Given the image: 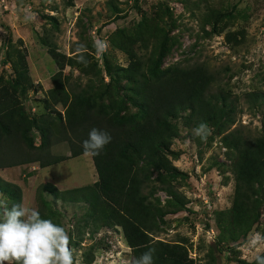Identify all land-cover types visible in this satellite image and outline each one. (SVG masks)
Instances as JSON below:
<instances>
[{"label": "trees", "instance_id": "trees-1", "mask_svg": "<svg viewBox=\"0 0 264 264\" xmlns=\"http://www.w3.org/2000/svg\"><path fill=\"white\" fill-rule=\"evenodd\" d=\"M169 31L161 16L142 14L130 28L118 29L113 40L128 57L127 63L118 65L103 54L102 66L87 51L85 66L75 58L77 52L65 56L52 41L39 36L57 67L50 75L44 106L58 103L62 113L48 109L30 116L25 112L19 95L31 82L23 56L20 73L0 84V167L31 161L45 166L62 160L67 155L50 151L51 144L59 141L66 142L69 156L78 155L84 152L82 143L93 128L111 135V142L99 155H90L95 180L65 188L41 181L34 188L35 209L61 225L45 192L61 201L86 203L92 230L120 227L132 253L129 264L150 247L155 248L154 264H194L181 242L150 234L158 230L165 212L186 202L172 182L182 172L168 156L173 153L170 139L178 134L173 118L180 114L187 126L211 120L227 149L233 192L230 209L218 212V238L243 237L264 211V117L257 130L231 127L238 109L218 71L201 61L173 62L162 68L171 47ZM225 38L231 39L227 33ZM65 63L77 67L86 79L76 81L63 73ZM243 97L264 104L262 91H245ZM51 111L57 115L52 116ZM158 190L168 195L171 208L160 204ZM0 194L9 207L22 202L19 184L1 176ZM260 234L264 237V227ZM91 257L85 255L87 261ZM238 264H248V260L238 259Z\"/></svg>", "mask_w": 264, "mask_h": 264}, {"label": "rangeland", "instance_id": "rangeland-1", "mask_svg": "<svg viewBox=\"0 0 264 264\" xmlns=\"http://www.w3.org/2000/svg\"><path fill=\"white\" fill-rule=\"evenodd\" d=\"M142 14L159 15L170 26L171 47L162 68L173 62L201 61L218 71L238 109L231 127L260 128L264 104L245 101L243 93H264V0H0V84H7L20 73L23 56L31 82L19 95L25 112L30 116L48 109L62 113L58 103L44 106L50 75L57 67L47 52L48 45L38 37L45 36L65 56L83 45L102 66L93 43L99 38L108 43L104 55L113 63L125 65L128 57L113 40L118 29L130 28ZM225 33L230 35L229 41ZM62 72L76 81L86 79L74 65L65 63ZM106 78L102 70V79ZM51 115L57 113L51 111ZM183 115L173 118L178 134L170 139L173 153L168 156L182 172L172 182L186 202L165 212L158 230L150 234L163 241L181 242L194 264L249 261L254 254L250 241L257 234L262 237L264 211L243 237L218 238V212L230 209L233 192L227 149L211 120L205 123L210 135L202 140L192 133L196 126L184 124ZM33 140L38 141L35 130ZM50 151L67 157L45 166L31 161L0 167L1 177L21 187V204L25 207L35 208L34 188L41 181L65 188L96 179L90 155L82 152L69 156L65 141L53 142ZM155 194L161 205H170L163 191ZM44 195L68 231L79 264H129L132 253L118 225L92 230L86 203L61 201L46 192ZM89 253L91 261L85 259Z\"/></svg>", "mask_w": 264, "mask_h": 264}, {"label": "clouds", "instance_id": "clouds-1", "mask_svg": "<svg viewBox=\"0 0 264 264\" xmlns=\"http://www.w3.org/2000/svg\"><path fill=\"white\" fill-rule=\"evenodd\" d=\"M93 43L97 57H102L108 49L107 41L97 38ZM85 51V46L81 45L75 58L87 66ZM210 132L204 123L192 130L193 135L202 140H206ZM111 140L107 131L91 129L82 143L84 154L99 155ZM71 243L64 226L42 217L35 208L22 204L9 207L8 202L0 198V264H79ZM250 247L254 254L248 264H253V261L264 264V237L254 236ZM154 253L155 248L150 247L141 256L134 257L131 264H154Z\"/></svg>", "mask_w": 264, "mask_h": 264}, {"label": "crops", "instance_id": "crops-1", "mask_svg": "<svg viewBox=\"0 0 264 264\" xmlns=\"http://www.w3.org/2000/svg\"><path fill=\"white\" fill-rule=\"evenodd\" d=\"M55 163H57V162H55Z\"/></svg>", "mask_w": 264, "mask_h": 264}]
</instances>
